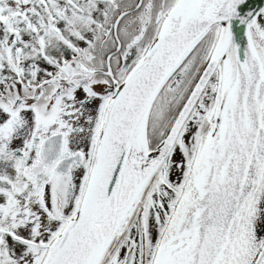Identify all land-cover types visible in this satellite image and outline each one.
<instances>
[{
	"label": "snow or ice",
	"instance_id": "6c2138e0",
	"mask_svg": "<svg viewBox=\"0 0 264 264\" xmlns=\"http://www.w3.org/2000/svg\"><path fill=\"white\" fill-rule=\"evenodd\" d=\"M0 264H264V0H0Z\"/></svg>",
	"mask_w": 264,
	"mask_h": 264
}]
</instances>
